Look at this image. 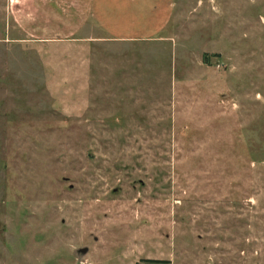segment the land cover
<instances>
[{
  "label": "rangeland",
  "instance_id": "rangeland-1",
  "mask_svg": "<svg viewBox=\"0 0 264 264\" xmlns=\"http://www.w3.org/2000/svg\"><path fill=\"white\" fill-rule=\"evenodd\" d=\"M101 4L0 0V264H264V0Z\"/></svg>",
  "mask_w": 264,
  "mask_h": 264
},
{
  "label": "crops",
  "instance_id": "crops-1",
  "mask_svg": "<svg viewBox=\"0 0 264 264\" xmlns=\"http://www.w3.org/2000/svg\"><path fill=\"white\" fill-rule=\"evenodd\" d=\"M42 3H48L50 5V9L52 11H58V9L56 8V6H58L61 3H65V4H69V5H74L75 3L80 4V5H89V9H85V11H95L101 15L102 12H104L103 9V5L101 3L104 2V0H41ZM95 4V8L93 7V5ZM92 5V6H90ZM68 9V10H67ZM67 11H71L69 10V7L66 8ZM65 9H63V11H66ZM97 13L94 12V14H96L97 17H95L98 20H102ZM89 14V13H88ZM57 21V20H56ZM51 22H55L52 21ZM100 22V21H99ZM52 23V24H53ZM101 26H103L101 23H99ZM51 25V24H50ZM104 28V26H103Z\"/></svg>",
  "mask_w": 264,
  "mask_h": 264
},
{
  "label": "trees",
  "instance_id": "trees-1",
  "mask_svg": "<svg viewBox=\"0 0 264 264\" xmlns=\"http://www.w3.org/2000/svg\"><path fill=\"white\" fill-rule=\"evenodd\" d=\"M150 264H162L161 262H149Z\"/></svg>",
  "mask_w": 264,
  "mask_h": 264
}]
</instances>
